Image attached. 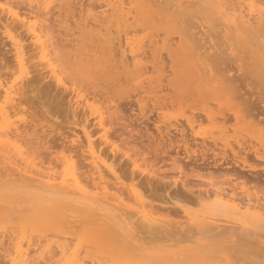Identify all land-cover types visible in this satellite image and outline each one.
I'll return each mask as SVG.
<instances>
[{
  "label": "rangeland",
  "instance_id": "1",
  "mask_svg": "<svg viewBox=\"0 0 264 264\" xmlns=\"http://www.w3.org/2000/svg\"><path fill=\"white\" fill-rule=\"evenodd\" d=\"M30 1L0 0V105L9 107L5 119L0 115V131L7 127L6 122L19 124L26 133L33 131L36 143L29 145L21 138L18 142L41 171L34 169L35 174H25L22 164L10 163L0 155V264H27L26 258L28 264H71L75 259L82 264H264V221L255 220L250 212L248 216L242 207L222 206L210 193L218 186L237 195L235 204H240V198L245 199L247 194L264 204V23L255 28L250 25L252 29L244 24L250 32L240 29L243 25L237 22L239 29L231 25L234 31L230 32L217 0H196L186 13L175 11L171 0H147L145 5L154 8L157 15H142L134 0H72L69 8L60 0ZM225 1L223 6L231 2L234 8L244 10V15L249 4L264 10V0ZM107 2H115L122 10L115 11L116 5L114 8ZM1 7H6L5 16ZM228 8V12L232 11ZM7 9L17 18L25 17L37 27L42 25L41 39L50 44L47 58L55 66L60 83L36 54L29 34L20 26V18L8 16ZM98 20L103 21L102 25ZM7 35L22 45L27 73L19 71L15 64V50ZM168 47L175 53L180 49V53L172 51L175 56L169 57ZM190 49L196 56L200 53L205 57V62L198 65L201 75L196 84L186 69L187 59L180 57L182 63H175L180 60L176 55L187 57ZM91 55L94 57L89 60ZM123 55L130 66L122 67L125 72L130 68V75L118 68L128 74L120 75L114 67H109L114 72L108 67L97 74L93 72L96 62L101 67L110 62L109 56L117 61ZM194 85L203 87L192 89ZM18 86L26 100L14 107L19 95L12 94L14 99L9 100L5 89L16 90ZM140 104L144 105L142 112ZM76 105L75 114L72 109ZM230 108L240 109L241 118L236 119ZM100 116L104 125L97 123ZM188 119L193 124L189 125ZM156 124L161 129L155 128ZM83 129L98 163L105 161L107 167H113L118 180L104 164L100 166L106 171L103 179L94 173L88 164V139ZM104 132L108 138L103 137ZM182 139L189 143L191 151L184 150ZM233 151L240 155L236 163ZM69 164L76 165L73 171L79 173L74 174L88 190L92 188L91 192L101 190L104 184L113 195L114 191L118 195L123 191V202L128 205H122L125 210L121 218L119 212L114 214L116 207L118 211L124 209L117 201L112 205L110 199H103L88 208L83 205L86 209L81 212V207L76 206L78 200L68 199L72 201L68 203L67 198L74 192L67 196L56 186L53 191L46 186L47 176L57 178V183ZM113 185L123 190L118 192ZM126 187L127 191L133 187L141 197L129 191L131 195ZM137 200L143 201L144 207ZM109 205H116L115 210ZM138 208L150 210L158 220L156 225L163 229L155 223L145 227L147 223L140 213L134 214ZM201 214L212 215L216 224L233 226L236 233L225 234L217 228L208 231L209 227L195 222Z\"/></svg>",
  "mask_w": 264,
  "mask_h": 264
},
{
  "label": "bare ground",
  "instance_id": "2",
  "mask_svg": "<svg viewBox=\"0 0 264 264\" xmlns=\"http://www.w3.org/2000/svg\"><path fill=\"white\" fill-rule=\"evenodd\" d=\"M36 1V0H35ZM43 1H45V0H43ZM48 1H50V0H48ZM47 1V2H48ZM61 1V4H62V1L63 2H65V4H66V7L68 6V4H70L71 2H72V0H60ZM146 1L147 0H134V2L135 3H137V9L139 10V12L143 15V14H151V15H157V13L158 12H156L155 10H154V8H152V7H150V8H148L146 5ZM151 1H153V2H155V1H159V0H149V2H151ZM160 1H162V0H160ZM164 1H170V0H164ZM172 1V0H171ZM170 1V4H171V6L172 7H174V9H175V11H179L180 13H186L187 11H188V9L189 8H191V6H192V4H194L195 3V1L196 0H192L191 2L189 1V0H173V2H171ZM198 1V0H197ZM211 1V0H210ZM215 2H216V0H214ZM217 1H219L218 2V4H219V6H220V14H221V17H222V14L223 15H225V20L227 21H225V25H226V27H227V29L228 30H230V32L231 31H234V30H236L237 28H238V26L240 27L241 25V23H242V25H243V28H240V29H246L245 27H247L248 25H249V27H251L252 25L254 26H252L253 28H255V25L258 27V25H260L261 26V24H258V23H264V22H261V21H263L264 20V10L262 9V8H255L254 7V5H252V4H249V5H247L248 6V12H247V14H245V15H247L248 16V18L246 17V18H244L245 17V15L244 14H242L243 12L242 11H244V10H238V7H237V9L236 8H234L233 7V5H231L232 3L231 2H229V3H227V5L225 4V6H223L224 5V3H226V1L225 0H217ZM23 2V1H22ZM30 2H32V0L30 1ZM40 2V1H39ZM51 2V1H50ZM50 2H48V3H50ZM57 2H58V0H57ZM109 2V1H108ZM107 2V3H108ZM148 2V3H149ZM152 2V3H153ZM193 2V3H192ZM41 3V2H40ZM74 3V2H73ZM241 3V2H240ZM30 4V3H29ZM34 4H36V3H34ZM33 4V5H34ZM42 4V3H41ZM76 4V3H75ZM109 4V3H108ZM112 6H114V8H115V5H116V3L114 2V3H110ZM109 4V5H110ZM146 4V5H145ZM216 4V3H215ZM254 4V3H253ZM43 5V4H42ZM63 5H64V3H63ZM101 5H103V4H101ZM153 5V4H152ZM229 5H231L230 6V8H228L229 7ZM32 6V5H31ZM50 6V5H49ZM53 6V5H52ZM70 6V5H69ZM69 6H68V8H69ZM72 6V5H71ZM74 6V5H73ZM150 6H151V3H150ZM217 6V5H216ZM247 6H245V7H247ZM37 7H39V5L37 6ZM41 7V6H40ZM62 7H64V6H61V8ZM75 7V6H74ZM116 9H115V11L117 10V11H121L122 10V6H121V9L119 8L120 6H118V5H116ZM229 9V11L232 9V11H230V12H228V10H227V8ZM236 7V6H235ZM6 8V7H5ZM5 8H2L1 7V11L3 12V11H5ZM8 8V7H7ZM9 8H11V7H9ZM36 8V7H35ZM43 8V7H42ZM42 8H39V9H42ZM71 8V7H70ZM73 8V7H72ZM113 8V9H114ZM118 8H119V10H118ZM12 9V8H11ZM214 9V8H213ZM246 9V8H245ZM65 10H66V8H65ZM47 11H48V9H47ZM47 11H46V13H47ZM215 11V10H214ZM217 11V10H216ZM237 11H239L238 13H237ZM247 11V10H246ZM1 12V13H2ZM51 12V11H50ZM4 13V16H5V12H3ZM2 13V14H3ZM6 13H7V15L8 16H12L13 18H15L16 20H18L20 17H18L17 18V14L16 13H13L12 11H10V9H7L6 10ZM19 14V13H18ZM219 14V15H220ZM50 15V14H49ZM1 16H3V15H1ZM7 16V18H10V19H12V17H8ZM46 16V15H45ZM51 16H52V13H51ZM22 17V16H21ZM49 17V16H48ZM39 18H40V16H39ZM97 18V17H96ZM105 18V17H104ZM242 18H244V20L242 19ZM14 19V20H15ZM45 19V18H44ZM49 19V18H48ZM98 19V18H97ZM222 19V18H221ZM246 19V20H245ZM8 20V19H7ZM14 20L12 19V21L14 22ZM52 20V19H51ZM20 26L21 27H25V29H26V31H27V33L29 34V37L31 38V40H32V43H33V45H34V47H33V49L34 50H36L37 51V55H38V57L40 58V60H42L43 62H45L46 63V65H44V66H46L49 70V72H50V74L54 77V79H56V82H59L60 83V79L57 77V73H56V69H55V66H53L52 65V63H51V61H50V59L49 58H47V56L50 54V50L48 49V47H49V45L50 44H48L47 43V41L46 40H42L41 39V34H43L44 32L42 31V28L40 27V26H42V25H39L38 27L33 23V22H31V23H29L28 22V20H27V18H20ZM18 21V22H19ZM98 21H101V20H98ZM237 22L239 23L240 22V24L237 26ZM51 23V22H50ZM85 23H87V22H85ZM102 23H103V21H101V23H100V25H102ZM223 23V22H222ZM256 23V24H255ZM81 24V23H80ZM244 24H246L247 26H244ZM85 25H87V24H85ZM223 25H224V23H223ZM224 25V26H225ZM231 25H234V30H233V28H230V26ZM251 25V26H250ZM248 27V28H249ZM252 27H251V29H252ZM239 29V28H238ZM237 29V30H238ZM99 30V29H98ZM246 30H248V31H250V28L249 29H246ZM39 31H41V32H43V33H41V32H39ZM45 31V30H44ZM228 32V31H227ZM226 32V33H227ZM250 32H252V31H250ZM244 33H245V35H246V32L244 31ZM253 33H254V31H253ZM233 34V33H232ZM231 34V35H232ZM243 34V33H242ZM250 34V33H249ZM249 34H247V35H249ZM103 35V34H102ZM244 35V34H243ZM7 37H9V40H10V42H11V45L10 46H13V50H15V54H16V61H17V63H15V64H18V66H19V71H21V72H25V73H27V71L25 70V67L23 66V57H22V55H23V51H22V45L20 46L19 45V43L17 42V41H15L14 39H13V37L12 36H10V35H7ZM72 38V37H71ZM53 43V42H52ZM66 43V42H65ZM111 43V42H110ZM8 44V43H7ZM22 44V43H21ZM85 44V43H84ZM69 45V44H68ZM83 45V44H82ZM66 46V45H65ZM21 47V48H20ZM67 47V46H66ZM175 48H177L176 46H175ZM10 49H11V47H10ZM168 49H169V47H168ZM77 50V49H76ZM88 50V49H87ZM167 50V49H166ZM179 51H180V49H178ZM177 49L175 50V51H177L176 53L173 51V48H172V50L170 51V49H169V51H168V56L169 57H171V56H173V55H171V53H172V51L175 53V54H179L180 52L178 51ZM261 50V49H260ZM9 51V50H8ZM11 51V50H10ZM95 51H96V49H95ZM190 51H191V49H190ZM190 51H189V53L186 55L187 57H183L184 55H182L181 56V54L180 55H176V60H178V58H180V57H182V59L184 60V58H186L187 59V63H185V64H187L186 66V69H187V71H188V73H189V76H190V78H191V82H193V84L195 83H197L196 81L197 80H199V79H197L196 80V78H199L200 77V75H201V72H200V68H201V66L199 67L198 65L201 63V64H203L205 61V57H203V56H200V53L196 56V54L195 53H193L192 51H191V53H190ZM25 53H26V51H25ZM25 53H24V55H25ZM93 54L94 53H96V52H92ZM92 53H90V54H92ZM155 53V52H154ZM262 53V52H261ZM87 54H88V52H87ZM90 54H89V56H90ZM114 54V53H113ZM115 54H116V51H115ZM183 54V53H182ZM193 54V55H192ZM263 54V53H262ZM86 55V54H85ZM156 55V54H155ZM155 55H153V56H155ZM72 56V55H71ZM77 56V55H76ZM88 56V55H87ZM88 56V57H89ZM96 56V55H95ZM98 56V55H97ZM111 56V55H110ZM110 56H109V59H110V62H108V64L107 65H102L101 67L99 66V65H101V64H99V63H97L96 62V64L94 65L95 66V68L93 67V65H92V67L94 68V71L93 72H98L100 69H101V72L103 71V68L105 69V67H106V69H107V67H108V69L107 70H109L110 68L109 67H114L115 69H117L116 71H120V75L121 74H123L124 72H125V70H124V66H125V68H126V66H130L129 64H128V62L126 61L127 59H126V57H125V55H123L124 56V58L121 56V58H119L120 60H115L114 58L113 59H111L110 58ZM114 56V55H113ZM112 56V57H113ZM175 56V55H174ZM173 56V57H174ZM262 56V55H261ZM92 57H94V55L92 56L91 55V57L89 58V60L92 58ZM100 57V56H99ZM98 57V58H99ZM116 57V56H115ZM155 59H156V56L154 57ZM153 58V59H154ZM97 59V58H96ZM99 59H102V57H100ZM154 59V61H155V65H156V60ZM171 59V58H170ZM260 59H261V57H260ZM25 60V59H24ZM27 60V59H26ZM26 60H25V63H26ZM93 60V59H92ZM95 60V59H94ZM94 60H93V62H94ZM98 60V59H97ZM104 60V59H103ZM108 61V60H107ZM180 61V62H179ZM41 62V61H40ZM83 62V61H82ZM92 62V63H93ZM185 62V61H184ZM24 63V64H25ZM45 63H42V65L43 64H45ZM120 63V65L121 66H118V64ZM137 62H135L134 64H136ZM152 63H154V62H152ZM157 63H159V62H157ZM175 63H182L181 62V58H180V60H178V61H176ZM175 63H174V66H175ZM184 64V63H183ZM26 65V64H25ZM161 65V64H160ZM160 65H158L159 67H160ZM123 66V67H122ZM173 65L171 66V67H174ZM45 67V68H46ZM117 67V68H116ZM156 67H157V65L154 67L155 69H156ZM158 67V68H159ZM161 67H163V64H162V66ZM92 68V69H93ZM118 68H120L122 71L124 70V72L122 73L121 72V70H119ZM153 68V69H154ZM205 68H207L211 73H213L214 72V70H213V68H212V70L209 68V67H205ZM204 68V69H205ZM91 69V68H90ZM127 73L129 74V73H131V72H129V71H132L130 68H128L127 67ZM162 68H160V70H161ZM203 69V72H205V70ZM28 70V69H27ZM96 70V71H95ZM106 70V71H107ZM110 70H112V69H110ZM143 70V69H142ZM163 70V69H162ZM172 70L174 71V69L172 68ZM105 71V70H104ZM14 72H15V70H14ZM20 72V73H21ZM112 72H114L113 70H112ZM125 72V73H126ZM16 73H17V70H16ZM100 73V72H99ZM119 73V72H118ZM124 73V74H125ZM97 74V73H96ZM103 74V73H102ZM110 74V73H109ZM109 74H108V76H109ZM128 74H125V75H128ZM133 74V73H132ZM19 74L17 73V76H18ZM100 75V74H99ZM98 75V76H99ZM115 76L117 75V73L115 72V74H114ZM119 75V74H118ZM117 75V76H118ZM119 75V76H120ZM125 75H123V76H125ZM130 75V74H129ZM214 75V74H213ZM23 76V75H22ZM21 76V77H22ZM97 76V75H96ZM106 76H107V74H106ZM107 76V77H108ZM116 76V77H117ZM118 76V78L120 79V80H122L121 79V77H119ZM123 76H122V78H123ZM20 77V76H19ZM18 77V78H19ZM101 77V76H100ZM110 77V76H109ZM108 77V78H109ZM113 77V76H112ZM116 77H114L115 79H117ZM22 78H24V77H22ZM20 79V78H19ZM115 79H112V80H115ZM118 79V80H119ZM104 80V79H103ZM108 80V79H107ZM111 80V79H110ZM20 81H21V79H20ZM117 81V80H116ZM116 81H114V82H116ZM19 82V81H18ZM58 83V84H59ZM98 84V83H97ZM22 85V84H21ZM160 85V84H159ZM170 85V84H169ZM202 86V85H201ZM201 86H197V85H194V87H192V89H198L199 87H201ZM224 86V85H223ZM226 86V85H225ZM223 87V88H225V89H227V87ZM0 87H2V84H1V82H0ZM203 87V86H202ZM219 87V86H218ZM21 88H22V86H21ZM23 88H24V86H23ZM223 88H219V89H221V91H219L220 93L222 92L223 93ZM161 89V88H160ZM203 89V88H202ZM228 89H229V87H228ZM232 89V88H231ZM19 90V91H18ZM75 89H73V91H74ZM230 90V89H229ZM5 91H6V93L8 94V98H9V100H13L14 99V97L12 96V94H18L19 95V97H18V101L17 102H12L13 104H12V106H16V105H20L21 104V101H22V99L25 97L24 96V93H22L23 91H21V89H20V87L18 86L17 88H16V90H11V89H5ZM200 91H202V90H200ZM226 91L227 90H225L224 91V93H226ZM231 91V90H230ZM97 92V91H96ZM203 92V91H202ZM229 92H227V94H228ZM6 94V95H7ZM23 94V95H22ZM200 94V93H199ZM220 95H223V94H220ZM226 95V94H225ZM77 96V95H76ZM224 96V95H223ZM201 98V97H200ZM7 99V98H6ZM16 99V98H15ZM158 99V98H157ZM23 100H26V99H23ZM74 100H76V101H74L75 103H78L77 101H78V98L77 99H74ZM7 101H8V99H7ZM11 102V101H10ZM80 102V101H79ZM140 102V101H139ZM156 102V101H155ZM11 105V104H10ZM73 105V104H72ZM78 105V104H77ZM75 106V107H73V109H72V111L75 113V111L77 110V108H78V106ZM155 105V104H154ZM7 105H0V115H1V117H3L4 119L8 116V111H7V109L9 108H7L6 107ZM143 106L144 105H142V104H140V110H141V112L143 111ZM13 108V107H12ZM72 108V107H71ZM91 108V107H90ZM115 108V107H114ZM154 108V107H153ZM118 109H119V107H118ZM118 109H117V111H118ZM230 110L233 112V114H234V116H235V118L236 119H240L241 118V115H243L241 112V110L239 109V110H234L233 108H230ZM119 112V111H118ZM100 113H102V112H100ZM99 113V114H100ZM105 113H106V111H105ZM113 113H115V109L114 110H112V115H113ZM76 114V113H75ZM97 114V113H96ZM103 114V113H102ZM214 114V113H213ZM107 115V114H106ZM210 115H212V112L211 113H208V116L209 117H211ZM243 117V116H242ZM96 118V117H95ZM120 118V117H119ZM32 119H34V118H32ZM31 119V120H32ZM215 119V118H214ZM103 117H101L100 116V118L97 120V123H98V125H104V122H105V120H103ZM31 122H33V120L31 121ZM8 124H10L9 126L11 127V125L13 126V127H11V128H13V129H11V131H10V127L8 126ZM188 124L189 125H191V124H193L192 123V119L190 120V119H188ZM34 125V124H33ZM170 125V124H169ZM6 126L7 127H5V129L3 130V131H0V132H2V134H0V155H2V157L4 158V160H9V162L10 163H17L18 165H20L21 166V164L23 165L22 166V169H24L25 170V174L26 173H31V174H35V172H33V170L35 169V170H38L39 172L41 171L40 169H39V167L35 164V160L33 161L32 159L31 160H29V156L28 157H26V155H25V153L23 152V149H22V147H20L21 145H20V143L18 142L19 140H18V138H21V139H23V140H25L26 141V143L27 144H29V145H32L33 143H36V142H34V138L35 137H33V131L31 132L30 131V133H26V131H24V129H22V130H20V126H19V124L18 125H16V124H13L12 122L11 123H9V122H6ZM32 126V125H31ZM156 126H157V124L155 125V128H156ZM28 127V126H27ZM157 127H159V126H157ZM192 127H193V125H192ZM104 128V127H103ZM174 128H176V127H174ZM178 128V127H177ZM30 129H32V127H30ZM127 129V128H126ZM159 129H161L160 127H159ZM14 130V131H13ZM34 130V129H33ZM146 130H147V128H146ZM167 130H169V129H167ZM182 130V129H181ZM10 131V132H9ZM12 131H13V135H11L10 133H12ZM129 131V130H128ZM132 131V130H131ZM170 131V130H169ZM83 132H84V134H85V137H86V139H88L89 138V135H88V133H87V131L85 130V129H83ZM130 132V131H129ZM160 132H162V131H160ZM107 132H104L103 133V137H105V138H108L107 137V134H106ZM181 133V132H180ZM163 134V133H162ZM182 134V133H181ZM74 135H77V134H74ZM140 135V134H139ZM152 135V134H151ZM167 135V134H166ZM185 135V134H184ZM25 136H27V139L25 138ZM144 137V136H143ZM166 137V136H165ZM169 137H171V136H169ZM12 138V139H11ZM151 139H153V137H151ZM156 139V138H155ZM166 138H164V140H165ZM176 139V138H175ZM186 139V138H185ZM183 140L182 139V146L184 147V150L186 151V152H189V151H191L189 148V143L186 141V140ZM216 139V138H215ZM108 140V139H107ZM154 140V139H153ZM74 141H76V139H74ZM109 141V140H108ZM152 141V140H151ZM19 144H18V143ZM169 142V144H172L171 143V140H169L168 141ZM173 142V141H172ZM79 145L80 146H82L83 147V145L81 144V142L79 141ZM225 143V142H224ZM229 144V143H228ZM77 146H78V143H77ZM77 146H76V148H77ZM178 146V145H177ZM240 146V145H239ZM79 147V146H78ZM88 147H89V163L88 164H90L91 166V168L95 171H93L94 173H97V176H98V178L101 180V178L103 179L104 177L102 176V173H103V175H105L106 173H104V172H106V171H102V169H101V165L102 164H104L105 166H106V168L108 169V170H110L109 172H111L112 174H114L115 175V169H113V167L111 168V167H107V165L105 164V161H104V163L101 161L100 163L101 164H99L98 163V161H97V157L95 156V154H94V152H93V150H92V147H91V144L89 143V139H88ZM243 147V146H242ZM80 148V147H79ZM243 148H245V146L243 147ZM114 150V148L112 149V151ZM156 149H154V151H155ZM225 150V149H224ZM88 151V150H87ZM11 152H12V154H11ZM114 152V151H113ZM116 152V151H115ZM233 153V159H234V162L236 163V162H238L239 160V158H240V155H239V153H237L236 151H233L232 152ZM188 156V155H187ZM224 156V155H223ZM226 156V155H225ZM189 157H190V154H189ZM1 158V157H0ZM2 158V159H3ZM134 158H132V160H133ZM191 159V158H190ZM3 160V161H4ZM35 164V166H34V164ZM133 162V161H132ZM67 163V162H66ZM70 163V162H69ZM131 163V162H130ZM74 164H75V162H74ZM31 165L33 166V167H31ZM110 165V164H109ZM134 165H135V162H134ZM138 166V165H137ZM65 167H67V166H65ZM75 167H76V165H75ZM75 167H73V165L71 164H69L68 165V169L67 170H65V172L63 173V175H62V177L60 178L61 180L60 181H58L57 183H54V181L57 179V178H55V177H52V176H47V178H46V180H47V183L45 182V180H42V181H44L45 183H46V186H48L49 188H51V191H53L52 189H55L54 187L56 186V188H60L62 191H63V193H65L66 195H67V193L68 192H71V194L74 192V196H72L71 198H67V196H66V198H67V200L68 199H71L72 201H75V200H78V201H76L77 203V209L79 208V207H81V209L79 208V210L81 211L82 209L83 210H85L86 208H88V205L89 204H95V203H97V202H99V204H100V201H102L103 199H110V200H108L109 202L111 201V204L113 205V202H115V201H117L116 203H117V205H121L120 206V208L122 207V205L124 206V204H127V202H123V200H125V198L121 195L122 193L121 192H123V191H119V190H123V188L121 189V187H120V189H119V187L117 188V186L115 187V185H113L115 188H117V190H118V192H120V194L118 195L115 191H114V195H113V193L112 192H110L109 190H111L110 188L108 189L107 188V186L104 184V185H102V184H100L99 182V187L101 186V190H97L96 189V191H94V192H91L90 190L92 189H90V190H88L87 188H86V186H84L83 185V183L81 184V180H79L78 178L79 177H77L75 174H74V172H76V171H73V168H75ZM18 168H20V167H18ZM90 168V169H91ZM21 169V168H20ZM76 169H77V167H76ZM105 168H103V170H104ZM75 170V169H74ZM92 171H90V172H92ZM78 172V171H77ZM76 172V173H77ZM79 173V172H78ZM22 175H23V173H21ZM91 175H93V173H90ZM117 174V173H116ZM197 175V174H196ZM202 176V175H201ZM23 177V179H24V177H25V179H26V176H22ZM31 177V176H30ZM41 178H42V176H40ZM81 177V176H80ZM113 177V176H112ZM91 178V177H90ZM95 178H97V177H94V179ZM115 178L118 180L119 179V176L118 175H115ZM30 179H32V178H29V180ZM91 180V179H90ZM56 182V181H55ZM102 182V181H101ZM182 182V181H181ZM98 183H97V186H94L95 188L97 187L98 188ZM117 183V182H116ZM120 183V182H119ZM176 184V181H173V184ZM204 183V182H203ZM202 183V184H203ZM114 184V183H113ZM183 184V183H182ZM42 185H43V183H42ZM91 185V184H90ZM96 185V184H95ZM110 185V184H109ZM183 185H185V184H183ZM187 185V184H186ZM87 187H89V186H87ZM109 187V186H108ZM110 187H112V185L110 186ZM216 186H214V188H215ZM11 188V187H10ZM59 189V190H60ZM127 187H126V191H127ZM58 190V191H59ZM114 190V189H113ZM138 190V189H137ZM213 190V189H212ZM229 190V189H228ZM231 190H233V189H231ZM133 192V194L136 196V197H138V199H139V197H141V196H139V194H138V192H136L134 189H133V187H131V189L130 190H128L127 192ZM209 191V190H208ZM125 192V191H124ZM126 192V193H127ZM129 192V193H130ZM228 191H226L225 190V188L224 189H221V187L220 188H218V186H217V188H216V190L214 191L213 190V192H211V190H210V193H212V196H215L214 198H217V199H215L216 201H218V202H220L221 204H222V206H227V205H229L230 207H232V206H235V207H242L243 209H245L244 211L245 212H248V216H249V212L250 213H252V217L254 216L255 217V220L257 219V221H259L260 219V221H264V204H262V203H260V201H259V198L257 197H253V198H255V200L253 199V198H251V196L249 195V194H247L246 196L247 197H244L245 199H242V198H240V204H239V202L238 203H234L235 201H236V197H237V195H234L235 193L234 192H229V193H227ZM245 192V191H244ZM59 193V192H58ZM109 193V196L107 195ZM110 193L112 194V196L110 195ZM230 193H234L233 195H230ZM247 193V192H246ZM131 194V193H130ZM214 194V195H213ZM245 194V193H244ZM252 194V193H251ZM73 195V194H72ZM120 195H121V197H120ZM128 195V194H127ZM132 195V194H131ZM60 196H62L61 195V193H60ZM69 196H71L70 194H69ZM236 196V197H235ZM7 197V196H6ZM63 197V196H62ZM124 198V199H123ZM239 198V197H238ZM142 199V198H141ZM144 199V198H143ZM253 199V200H252ZM34 200H36V199H34ZM33 200V201H34ZM63 200V199H62ZM71 200H68L67 202L68 203H70V202H72ZM130 200V199H129ZM261 200V199H260ZM263 200V199H262ZM262 200H261V202H262ZM23 201H24V199H23ZM113 201V202H112ZM126 201V200H125ZM128 201V200H127ZM136 201V200H135ZM140 202L141 200H137V202ZM38 202V201H37ZM103 202H105V201H103ZM138 202V203H139ZM106 203V202H105ZM135 203V202H134ZM142 203V206H143V201H141L139 204H141ZM146 203V202H145ZM232 203H234V204H232ZM65 204V203H64ZM72 204H75V203H72ZM71 204V205H72ZM107 204H109V203H107ZM110 204V205H111ZM131 204V203H130ZM129 204V206H131ZM226 204V205H225ZM35 204H33L32 206H34ZM62 205V204H61ZM67 205V204H66ZM83 205H85L86 206V208L85 207H83ZM110 205H109V207H110ZM128 205V204H127ZM135 205V204H134ZM74 206V205H73ZM72 206V207H73ZM79 206V207H78ZM115 207H116V205H114ZM126 206V205H125ZM91 207V206H90ZM95 207H97V205H95ZM115 207L113 208L112 206L110 207V209L112 208L113 210H115ZM119 207V206H118ZM144 207V206H143ZM30 208H31V206H30ZM29 208V209H30ZM69 208H70V206H69ZM69 208H68V210H69ZM122 208H124V207H122ZM129 208H131V207H129ZM128 208V209H129ZM76 209V208H75ZM91 209H93V207L91 208ZM118 208L116 207V210H115V212H114V214L115 213H117V212H119V214H120V218H121V214L123 215V211L125 210V208L124 209H119V211L117 210ZM127 209V208H126ZM145 209H146V207H145ZM144 208H138V210L137 211H135V213L134 214H136L135 216H137V214L138 213H140V218L141 219H143L144 221H145V223H147V226L145 225V227H149L150 225H154L153 223H155V225L158 223V220L155 218V217H153L152 216V213H149L150 212V210H149V212H147L146 210H145ZM224 209V208H223ZM78 210V211H79ZM82 210V211H83ZM123 210V211H122ZM229 210V209H228ZM231 210V209H230ZM21 211V210H20ZM29 211V210H28ZM61 211V210H60ZM79 211V212H80ZM81 211V212H82ZM122 211V212H121ZM236 211H238V209L236 210ZM62 212H64L65 213V211H62ZM67 212V211H66ZM121 212V213H120ZM80 214V213H79ZM118 214V213H117ZM117 214H115L116 216H117ZM133 214V213H132ZM241 214V213H240ZM65 215V214H64ZM202 215V217H199L198 215H196V216H198V217H194L195 218V222H196V224L197 223H203L204 224V227L205 228H208L209 227V230L208 231H211L212 229H215V228H217V229H219L221 232L223 231L224 233L226 232H231V231H233L234 233H236V231L235 230H233V229H235L233 226H232V228L231 227H227V225L226 226H224L225 224V222L223 223V222H221L220 224L218 223V224H216V223H214V221H217V220H213V219H211V217H212V215H211V217L208 215V214H206V217H205V215L203 216V214H201ZM208 216V217H207ZM189 218V217H188ZM191 218V217H190ZM209 218H210V220H212V221H209ZM245 218V217H244ZM259 218V219H258ZM29 219V218H28ZM132 219H134V218H132ZM140 219V220H141ZM186 219V218H185ZM221 219V218H220ZM250 219V218H249ZM140 220H139V222H140ZM143 220H142V222H143ZM188 220V219H187ZM233 220V219H232ZM250 220H252V221H255L254 219H250ZM32 221H33V219H32ZM136 221V220H135ZM135 221H133L132 222V224L133 223H135ZM162 221H166V220H162ZM219 221V220H218ZM221 221V220H220ZM228 221H230V220H228ZM234 221V220H233ZM233 221H231V222H233ZM236 221V220H235ZM234 221V222H235ZM137 222V221H136ZM193 222V221H192ZM241 222V221H240ZM230 223V222H229ZM228 222H226V224H229ZM249 223V222H248ZM223 224V227L221 226ZM232 225H233V223H231ZM230 224V225H231ZM235 224V223H234ZM264 225V224H263ZM141 226V225H140ZM156 226H158V225H156ZM160 226V225H159ZM159 226H158V228H159ZM162 226V225H161ZM160 226V227H161ZM163 227H165V226H163ZM186 227V226H185ZM184 227V228H185ZM198 227H199V225H198ZM221 227V228H220ZM29 228V227H28ZM157 228V229H158ZM178 228V227H177ZM210 228H211V230H210ZM33 229H35V228H33ZM150 229V228H149ZM159 229H163V228H159ZM164 229H166V228H164ZM183 229V228H182ZM197 229H199V228H197ZM203 229V228H202ZM216 229V230H217ZM148 230V229H147ZM161 230H159V231H161ZM149 231V230H148ZM151 231V230H150ZM157 231V230H156ZM218 231V230H217ZM220 231H218V232H220ZM222 232V233H223ZM233 232H232V234H233ZM41 233V232H40ZM168 233V232H167ZM211 233V232H210ZM225 233V234H226ZM217 234V233H216ZM231 234V233H230ZM26 237H27V235H26ZM39 237V236H38ZM54 237V236H53ZM61 237H63V236H61ZM33 238V237H32ZM94 238V237H93ZM14 239V238H13ZM47 240V239H46ZM96 241V240H95ZM58 242V241H57ZM87 242H89V241H87ZM90 243V242H89ZM92 243V242H91ZM95 244V243H94ZM24 245V244H23ZM45 245V244H44ZM59 245H61V244H59ZM67 245V244H66ZM29 246V245H28ZM46 246H48V245H46ZM65 246V245H64ZM88 246V245H87ZM66 247V246H65ZM90 247V246H89ZM95 247V246H94ZM93 247V248H94ZM68 248V247H67ZM82 250V249H81ZM65 251V250H64ZM201 251V250H200ZM23 252L24 251H22V254H23ZM66 252V251H65ZM80 253V252H79ZM83 253V252H82ZM64 254V253H63ZM70 254V253H69ZM203 254V253H202ZM202 254H201V256L199 255V254H197L198 256H200L199 258H203V256H202ZM28 255V254H27ZM21 257V256H20ZM99 257V256H98ZM103 257V256H102ZM178 257V256H177ZM197 257V256H196ZM208 257V256H207ZM210 257V256H209ZM198 258V259H199ZM211 258V257H210ZM29 259V258H28ZM28 259L26 258V260H27V264L29 263L28 262ZM97 259V258H96ZM148 259V258H147ZM215 259V258H214ZM26 260L24 261V263H26ZM80 260V259H79ZM79 260H77V259H75V260H73V264H82V261L80 262ZM148 260H150V259H148ZM153 260V259H152ZM212 260H213V257H212ZM154 261V260H153ZM204 261V260H203ZM71 263V264H72ZM151 263V262H150ZM153 263V262H152ZM204 263V262H203ZM84 264V263H83ZM154 264V263H153ZM155 264H157V263H155Z\"/></svg>",
  "mask_w": 264,
  "mask_h": 264
}]
</instances>
